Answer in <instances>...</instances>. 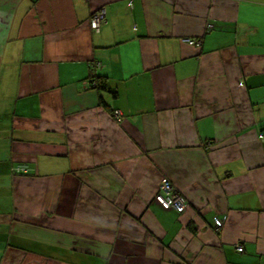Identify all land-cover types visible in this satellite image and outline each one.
Returning <instances> with one entry per match:
<instances>
[{
    "label": "crops",
    "instance_id": "1",
    "mask_svg": "<svg viewBox=\"0 0 264 264\" xmlns=\"http://www.w3.org/2000/svg\"><path fill=\"white\" fill-rule=\"evenodd\" d=\"M0 264H264V0H0Z\"/></svg>",
    "mask_w": 264,
    "mask_h": 264
},
{
    "label": "built area",
    "instance_id": "2",
    "mask_svg": "<svg viewBox=\"0 0 264 264\" xmlns=\"http://www.w3.org/2000/svg\"><path fill=\"white\" fill-rule=\"evenodd\" d=\"M103 14H96L91 19V26L94 29H97ZM188 45L200 46L201 40H192L190 38H185L182 40ZM118 112V111H117ZM116 115V114H115ZM118 118V116L116 115ZM154 201L163 209V210H175L178 214H182L186 208L185 198L175 189V187L169 181H162L158 187V191L155 194ZM216 224L218 226L221 223L217 220ZM238 251H242V247H238Z\"/></svg>",
    "mask_w": 264,
    "mask_h": 264
},
{
    "label": "trees",
    "instance_id": "3",
    "mask_svg": "<svg viewBox=\"0 0 264 264\" xmlns=\"http://www.w3.org/2000/svg\"><path fill=\"white\" fill-rule=\"evenodd\" d=\"M85 3H87L88 2V0H83ZM100 12L101 11H95V12H93V15L91 16V17H93L94 15H96V14H100ZM103 20V18L101 19V21ZM100 26V25H99ZM98 26V27H99ZM210 27V26H209ZM91 28H92V26H91ZM92 29H94V28H92ZM98 29V28H97ZM97 31V30H96ZM192 40H196V39H192ZM197 47H199V46H197ZM94 66H98L97 64H93V63H91L90 64V68H94ZM92 82H89V83H94V87H96V88H98V89H100V90H105V86H104V83H103V81H102V79L100 78V77H98V76H96V78L95 77H93V79L91 80ZM27 168L25 167V166H22V165H15L14 167H13V169H12V171H14L15 173H25V172H27ZM178 213V212H177ZM217 221V220H216ZM220 223L222 222V221H220V220H218ZM216 224V223H215ZM217 225V224H216ZM219 227V226H218ZM221 227H219L218 229H217V231L220 229ZM242 250H243V248H242ZM239 252H242V251H239Z\"/></svg>",
    "mask_w": 264,
    "mask_h": 264
},
{
    "label": "rangeland",
    "instance_id": "4",
    "mask_svg": "<svg viewBox=\"0 0 264 264\" xmlns=\"http://www.w3.org/2000/svg\"><path fill=\"white\" fill-rule=\"evenodd\" d=\"M118 116V118L116 117V115ZM114 117L116 118V120L118 121V120H120V118H121V114L119 113V112H114ZM186 207H187V204H186ZM186 209V208H185Z\"/></svg>",
    "mask_w": 264,
    "mask_h": 264
},
{
    "label": "clouds",
    "instance_id": "5",
    "mask_svg": "<svg viewBox=\"0 0 264 264\" xmlns=\"http://www.w3.org/2000/svg\"><path fill=\"white\" fill-rule=\"evenodd\" d=\"M157 193V192H156ZM154 197H155V195H154ZM161 208V207H160ZM162 209V208H161Z\"/></svg>",
    "mask_w": 264,
    "mask_h": 264
}]
</instances>
